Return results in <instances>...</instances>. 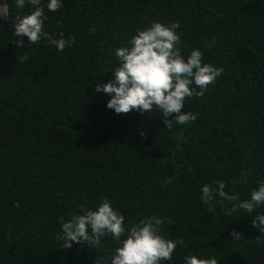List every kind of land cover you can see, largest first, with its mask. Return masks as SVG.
<instances>
[{
	"label": "trees",
	"instance_id": "trees-1",
	"mask_svg": "<svg viewBox=\"0 0 264 264\" xmlns=\"http://www.w3.org/2000/svg\"><path fill=\"white\" fill-rule=\"evenodd\" d=\"M0 7V264H110V235L96 248L57 239L81 206L105 199L126 229L164 218L161 235L177 245L161 264H264V231L252 226L264 204L240 207L264 183V0H62L55 12L42 0L43 31L75 37L63 51L47 37L17 45V17L32 8ZM152 22L177 23L182 54L198 48L222 69L185 98L195 119L170 129L155 106L117 114L94 90L113 79L115 49ZM217 181L237 199L205 203L201 187Z\"/></svg>",
	"mask_w": 264,
	"mask_h": 264
},
{
	"label": "clouds",
	"instance_id": "clouds-1",
	"mask_svg": "<svg viewBox=\"0 0 264 264\" xmlns=\"http://www.w3.org/2000/svg\"><path fill=\"white\" fill-rule=\"evenodd\" d=\"M43 2L51 12L62 6V0ZM14 3L18 9H23L25 4L32 8L30 13L17 17L14 25V36L19 38L17 45L25 44L22 37H27L31 44L47 37L57 51H63L75 42V37L65 39L61 34L54 39L43 31L46 17L44 8L41 7L42 0H14ZM178 27L177 23L166 25L152 22L149 27L137 29L129 46L115 49L117 64L112 68L113 79L97 83L94 88L96 92L110 96L107 108L120 114L133 110L140 113L151 112L155 106L162 113L165 127L169 129L195 119L191 112L182 111L185 108V98L203 95L222 69L203 63V53L198 48L184 56L179 47L180 37L176 32ZM169 117L173 119L169 120ZM242 180L246 183L247 176H242ZM225 187L223 181H217L215 187L204 184L201 187V199L205 203L215 197L221 198V202L237 199L226 193ZM262 204L264 183L252 190L250 199L243 201L240 207L251 213ZM124 221L125 216L105 199L95 208L81 206L79 214L72 215L61 224L57 239L63 242V248H70L73 243L96 248L101 245V238L110 235L118 243L111 255L110 264H161L162 261L172 259L177 241L161 235L160 226L164 223V218L146 217L127 229ZM252 226L260 232L264 231V214H257L252 220ZM233 235L240 234L233 232ZM185 264H216V261H202L195 255H188L185 257Z\"/></svg>",
	"mask_w": 264,
	"mask_h": 264
},
{
	"label": "rangeland",
	"instance_id": "rangeland-1",
	"mask_svg": "<svg viewBox=\"0 0 264 264\" xmlns=\"http://www.w3.org/2000/svg\"><path fill=\"white\" fill-rule=\"evenodd\" d=\"M6 15V9L4 7H0V16L4 18Z\"/></svg>",
	"mask_w": 264,
	"mask_h": 264
},
{
	"label": "bare ground",
	"instance_id": "bare-ground-1",
	"mask_svg": "<svg viewBox=\"0 0 264 264\" xmlns=\"http://www.w3.org/2000/svg\"><path fill=\"white\" fill-rule=\"evenodd\" d=\"M6 16V15H5Z\"/></svg>",
	"mask_w": 264,
	"mask_h": 264
}]
</instances>
